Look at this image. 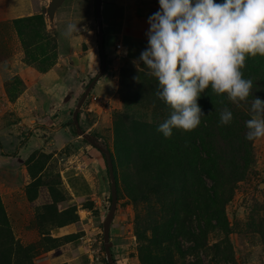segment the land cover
Here are the masks:
<instances>
[{"label": "rangeland", "instance_id": "rangeland-1", "mask_svg": "<svg viewBox=\"0 0 264 264\" xmlns=\"http://www.w3.org/2000/svg\"><path fill=\"white\" fill-rule=\"evenodd\" d=\"M158 10V0L102 1L106 69L78 113L79 129L109 151L115 167L116 206L108 228L111 255L116 264H264V187H260L264 184V138L252 142V170L237 183L225 207L227 227L207 234L198 258L177 251V247L193 245L185 237L166 240L162 233L165 212L161 187L151 179L153 172L143 158L132 152L136 147L131 142L142 118L153 123L160 116L158 81L145 66L133 62L147 46V21ZM40 15L44 23L24 40L35 47L38 57L42 53L49 56L45 72L37 63L25 61L23 40L13 22L0 24V94L4 92V98L11 102L30 87L33 96L23 112L5 113L9 104L0 108V141L4 147L0 152V264H31L55 244L48 241L53 228L84 215L83 209H73V214L65 217L41 183L75 160L80 147L91 146L82 135L69 142L76 134L68 122L86 86L101 69L94 0H63L53 27ZM67 23L78 24L79 33L66 37ZM116 43L122 45L119 53ZM43 96L45 100L39 102L38 97L42 100ZM254 98L248 97L239 106L250 111ZM14 118L23 120L30 132L28 142L15 155L12 151L18 146L7 127ZM62 125H66L64 129ZM55 144L62 146L57 154ZM101 157L104 170L96 171L93 180L100 206L94 208V202L88 200L80 208L90 210L93 217L102 214L105 219L110 208V181ZM68 183L73 186L74 180L69 177ZM46 186L55 198L66 192L64 183L56 178ZM97 225L100 257L105 264L102 223Z\"/></svg>", "mask_w": 264, "mask_h": 264}, {"label": "trees", "instance_id": "trees-1", "mask_svg": "<svg viewBox=\"0 0 264 264\" xmlns=\"http://www.w3.org/2000/svg\"><path fill=\"white\" fill-rule=\"evenodd\" d=\"M215 2L219 3L221 0ZM42 20V15H33L15 19L13 24L23 40L25 61L30 64L37 63L41 72H45L49 65V56L42 53L41 57H38L35 47L32 48L31 43L24 40L28 34L35 35L38 25L44 23ZM56 47L53 42L54 52ZM140 66H144L142 62ZM241 71L245 79L253 81L249 97L264 98V57L258 55L247 58ZM157 104L160 106L159 120L150 123L146 118H142L137 124L138 131H134L131 139L136 147L132 152L143 158L144 165L153 172L151 179L161 187L164 200L161 208L163 214L165 212L162 233L165 234L166 240L185 237L193 245L177 247V251L182 256L192 255L198 258V249L203 246L207 234L217 228L227 227L225 207L231 201L237 183L242 182L252 170L253 141L245 139V122L251 118V113L229 102L226 96L215 95L209 88L198 99V104L205 114L201 117L200 125L187 132L174 129L172 136L165 138L157 129L169 117L164 111L168 113L171 109L158 97ZM225 108L233 114L229 125L219 123L220 114ZM68 125L78 134L71 119ZM28 139L29 132L20 140V145H24ZM84 139L101 153L108 174L105 153L96 147L94 140L85 137ZM112 167L116 182L114 164ZM108 200L110 201V197ZM73 208L74 206H68L60 212L66 217L73 214ZM66 221L59 226L75 222L71 219ZM194 222L196 227L193 226ZM51 240L55 242L53 238L48 239ZM112 260L116 263L113 257ZM104 262L106 264L105 259Z\"/></svg>", "mask_w": 264, "mask_h": 264}, {"label": "clouds", "instance_id": "clouds-1", "mask_svg": "<svg viewBox=\"0 0 264 264\" xmlns=\"http://www.w3.org/2000/svg\"><path fill=\"white\" fill-rule=\"evenodd\" d=\"M159 10L147 23V46L137 63L158 81L157 97L170 109L158 132L170 138L173 130L192 131L205 116L198 104L205 90L226 96L235 105L247 102L253 81L241 69L249 57H264V0H158ZM79 33L67 23L66 37ZM126 54V52L124 53ZM245 139L264 138V100L255 97ZM225 108L221 125H229Z\"/></svg>", "mask_w": 264, "mask_h": 264}, {"label": "crops", "instance_id": "crops-1", "mask_svg": "<svg viewBox=\"0 0 264 264\" xmlns=\"http://www.w3.org/2000/svg\"><path fill=\"white\" fill-rule=\"evenodd\" d=\"M47 1L48 0H0V24L13 22V20L19 18L40 15L41 13L44 16V8ZM29 89L30 87L25 88L15 100L11 102L4 98L5 94L2 92L0 94V108L7 107V104H9L10 107L6 108L5 113L10 111L15 113V110L23 112L25 108L32 103L33 96L30 94ZM44 98L43 96L41 98L42 100H40L38 97V101L43 102L45 100ZM17 119L19 118H14L7 125L9 129L8 134L14 137L16 145L18 146L17 149L15 147L12 151L14 155L28 142L27 140L24 145H20V140L29 132L26 131L27 128L23 120ZM16 121H20L25 127V133L22 138H18L9 128L10 125ZM65 126L66 125H62V128L64 129ZM75 134L76 137L70 138L69 140L71 141L69 142L77 140L76 138H78L79 134ZM0 144V152H2L4 149L2 141H0ZM54 148L56 151L55 154H57L62 146H56L55 144ZM83 148L80 147L78 149L75 160L71 161L69 165L45 178L41 183V187L47 192L46 195L50 198L51 202L59 207V211L65 210L68 206H74L73 209H83L84 215H79V219L75 222L53 228V230L50 231V236L55 239V244L50 247L49 250L39 254L31 264H103L100 257L101 243L97 238L99 234L97 224L98 222L102 223L104 216L100 214L99 217H93L91 216L90 210L80 208V206L88 200L94 202V208L100 206L99 197L94 193L93 180L96 171L102 172L104 170V161L101 157V153H99L96 148L89 145ZM78 158L80 159V163H75L78 161ZM69 177L74 180L73 186L68 183ZM54 178L61 180L66 188V192H62L60 198H55L46 186V183Z\"/></svg>", "mask_w": 264, "mask_h": 264}, {"label": "water", "instance_id": "water-1", "mask_svg": "<svg viewBox=\"0 0 264 264\" xmlns=\"http://www.w3.org/2000/svg\"><path fill=\"white\" fill-rule=\"evenodd\" d=\"M103 0H94V13H95V21H96V28H97V43H98V50H99V55H100V62H101V69L90 82L86 86L84 92L80 96L79 100L77 101L74 110L71 115V120L72 123L77 130L79 135H82L83 137L87 138L83 132L79 129V123H78V113L79 109L82 106L83 102L85 101L86 97L88 96L90 90L94 86V84L97 82V80L103 75L106 69V59L104 55V50H103V34L101 30V4ZM63 0H48L47 4L44 8V16L47 25L50 27L54 26V20H55V15L57 8L61 5ZM10 130L18 137L22 138L24 133H25V127L20 121H16L10 125ZM97 148L101 149L103 153H105L107 162H108V174H109V181H110V208L109 212L106 215V218L103 222L102 225V247L104 251V258L106 261V264H116L113 263L112 257H111V242L109 239V234H108V228L111 220L113 219L114 211H115V206H116V182L113 174V167L111 164V159L109 155V151L107 149L101 148L99 145H96ZM260 187H264V184H260Z\"/></svg>", "mask_w": 264, "mask_h": 264}, {"label": "built area", "instance_id": "built-area-1", "mask_svg": "<svg viewBox=\"0 0 264 264\" xmlns=\"http://www.w3.org/2000/svg\"><path fill=\"white\" fill-rule=\"evenodd\" d=\"M120 50H122V45L120 43H116L115 44V51L119 53Z\"/></svg>", "mask_w": 264, "mask_h": 264}]
</instances>
